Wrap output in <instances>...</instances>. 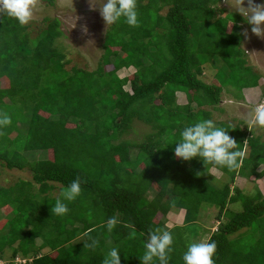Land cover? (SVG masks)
I'll return each instance as SVG.
<instances>
[{
  "label": "trees",
  "instance_id": "16d2710c",
  "mask_svg": "<svg viewBox=\"0 0 264 264\" xmlns=\"http://www.w3.org/2000/svg\"><path fill=\"white\" fill-rule=\"evenodd\" d=\"M221 1L137 0L139 25H109L95 70L67 67L55 44L64 34L58 17L45 18L47 25L33 36L29 25L0 11V79L8 84L0 86V111L12 119L0 134V166L29 168L33 176L0 185V208H9L0 227V264H15L20 254L31 261L19 264H102L113 247L120 249L121 264H141L149 230L165 227L170 213L180 210L183 224L170 228V264H184L187 245L199 241L205 203L219 210V225L207 239L217 246L215 264H264V192L258 184L253 193L232 185L239 176L264 177V139L243 120H214L212 111L226 89L244 101L243 90L259 87L262 75L241 46L246 21ZM218 59L217 84H210L202 76ZM130 68L132 78L119 75ZM179 92L186 104L178 102ZM206 119L229 128L244 153L239 169L175 156L183 127ZM135 120L152 131L138 142L123 139ZM37 150H52L53 159L29 161L26 154ZM212 168L230 181L216 185ZM76 179L81 195L65 201L66 215L52 213ZM55 184L61 185L57 196ZM238 202L241 211L225 214ZM110 217L118 219L112 232ZM85 233L99 241L95 250L84 247L91 243ZM6 247H13L12 260L2 263ZM43 248L49 251L42 254Z\"/></svg>",
  "mask_w": 264,
  "mask_h": 264
},
{
  "label": "rangeland",
  "instance_id": "374dc122",
  "mask_svg": "<svg viewBox=\"0 0 264 264\" xmlns=\"http://www.w3.org/2000/svg\"><path fill=\"white\" fill-rule=\"evenodd\" d=\"M93 3H99V0H93ZM232 3V5L230 4ZM245 6H247V0H244ZM255 3L264 4V0H255ZM220 7L227 8L229 11L238 12L235 10V0H222ZM239 13V12H238ZM58 17L61 21V28L64 31L62 37L58 38L55 42L56 45L60 46L63 50L66 60L68 61V68L80 67L89 70H95L102 59L104 54V40L107 28L109 25H106L103 20L99 6L95 8L91 6V0H56L54 6L47 4L42 0H38L37 7L34 10L33 19L26 25H29L32 35L35 36L38 33V30L44 28L47 25L45 18ZM242 33L243 41L242 48L246 53L249 65L253 69L262 75L260 80V85L252 92H248L249 97L244 101L237 99L233 93L229 90H224L222 93V101L218 106V109H212L214 114V120L217 121H226L232 124H237L239 120L247 121L251 118L250 113L253 108L261 102L262 91L264 90V38L257 37L251 32V25L247 22L242 24ZM246 33V35H245ZM220 60H215V63L212 65H206L204 74L202 78L210 83L217 84L215 73L218 70V67L221 65ZM108 70L112 66L106 67ZM135 69H123L119 72V75L133 77ZM0 86H8L5 79H0ZM126 88H130V85H127ZM178 102L180 104H186L188 98L186 94L178 93ZM211 108V107H210ZM70 127L73 124H68ZM25 130L26 124L21 125ZM151 126L145 124L139 120H135L129 132L123 135V139H128L132 141H141L151 130ZM255 135H260L264 139V127H253L252 128ZM13 134L12 136H14ZM26 158L29 161L37 159H53V151L49 150L46 152L42 151H30L26 154ZM263 166L259 168L262 170ZM211 174L214 176L213 182L222 187L224 184L230 181L229 176L221 172L216 168L211 169ZM24 179L33 181L32 172L29 168L24 170L19 169H9L5 166H0V185L11 186L16 183L18 180ZM258 184L259 188L264 192V177L261 180H257L255 177L250 179L237 177V180L233 186H238L242 188L246 193H253L255 186ZM55 189L52 191L53 196H57L60 192V184H55ZM207 203L204 204L203 210L200 217V229L199 232V241L207 240L213 230H216L219 221L218 214L219 210L216 206H211ZM225 214L228 213L230 216L233 212L241 211V203L230 204ZM9 211V208H0V227L3 226L5 222L6 213ZM225 216V215H224ZM228 216H225L223 219L227 220ZM186 236L189 240L192 239L191 234L187 233ZM37 243L41 244L42 239H37ZM17 245H14V247ZM49 251V248H43L40 252L46 253ZM13 247H6L2 254V263H8L12 260ZM19 258V260H18ZM31 258L24 257L21 254L14 259L15 264L21 262H30Z\"/></svg>",
  "mask_w": 264,
  "mask_h": 264
},
{
  "label": "clouds",
  "instance_id": "9594fccd",
  "mask_svg": "<svg viewBox=\"0 0 264 264\" xmlns=\"http://www.w3.org/2000/svg\"><path fill=\"white\" fill-rule=\"evenodd\" d=\"M37 3L38 0H0V11L18 20L21 25H26L33 19ZM97 5L106 25H115L121 20L133 27L140 23L137 0H99V3H93L91 0L93 8ZM235 10L251 25L253 34L264 38V4L255 3V0H247V6H245L244 0H235ZM250 117L247 121L249 129L257 126L264 127V103L257 104L250 113ZM11 123L10 115L0 111V134ZM228 129L217 126L210 119L186 125L175 142V156L185 161L200 158L205 165L226 167L230 171L239 169L244 153L239 150L237 141L228 134ZM81 192L80 180H73L62 190L61 198L56 199L51 212L59 216L66 215L69 208L65 201L76 200ZM117 223L116 217H110L106 223L107 231L112 232ZM85 235L89 234L85 233ZM89 240L91 243H85L84 247L95 250L99 246V241L90 235ZM216 247L215 241H191L182 257L184 264H215ZM173 251L174 236L170 226L150 229L148 239L144 243L143 255L140 256L141 264H157V262L158 264H170ZM119 253L118 247L111 248L105 254L102 264H121Z\"/></svg>",
  "mask_w": 264,
  "mask_h": 264
},
{
  "label": "crops",
  "instance_id": "0c3cea01",
  "mask_svg": "<svg viewBox=\"0 0 264 264\" xmlns=\"http://www.w3.org/2000/svg\"><path fill=\"white\" fill-rule=\"evenodd\" d=\"M258 87H252V88H246L243 90L244 96L247 99L249 97L248 92H252V90H255ZM183 218H184V212L180 210V212L174 211L171 212L170 215L166 219V225L170 226L172 228L175 225H182L183 224Z\"/></svg>",
  "mask_w": 264,
  "mask_h": 264
},
{
  "label": "built area",
  "instance_id": "2783aa9c",
  "mask_svg": "<svg viewBox=\"0 0 264 264\" xmlns=\"http://www.w3.org/2000/svg\"><path fill=\"white\" fill-rule=\"evenodd\" d=\"M18 260H19V258H18Z\"/></svg>",
  "mask_w": 264,
  "mask_h": 264
}]
</instances>
